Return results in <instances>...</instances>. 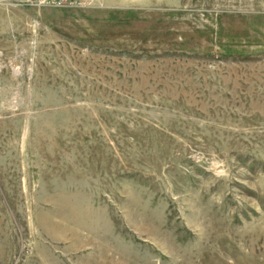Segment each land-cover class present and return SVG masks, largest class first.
Returning a JSON list of instances; mask_svg holds the SVG:
<instances>
[{"label": "rangeland", "instance_id": "rangeland-1", "mask_svg": "<svg viewBox=\"0 0 264 264\" xmlns=\"http://www.w3.org/2000/svg\"><path fill=\"white\" fill-rule=\"evenodd\" d=\"M90 4L0 2V264H264V0Z\"/></svg>", "mask_w": 264, "mask_h": 264}, {"label": "built area", "instance_id": "built-area-1", "mask_svg": "<svg viewBox=\"0 0 264 264\" xmlns=\"http://www.w3.org/2000/svg\"><path fill=\"white\" fill-rule=\"evenodd\" d=\"M95 0H0L1 3L6 4L8 6H14V7H67L68 6H78V7H84L86 5H89L88 7L93 6V4H90Z\"/></svg>", "mask_w": 264, "mask_h": 264}]
</instances>
